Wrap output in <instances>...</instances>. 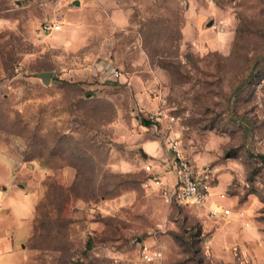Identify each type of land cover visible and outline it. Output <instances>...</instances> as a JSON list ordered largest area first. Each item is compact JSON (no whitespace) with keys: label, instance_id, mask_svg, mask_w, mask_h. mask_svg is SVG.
<instances>
[{"label":"rangeland","instance_id":"374dc122","mask_svg":"<svg viewBox=\"0 0 264 264\" xmlns=\"http://www.w3.org/2000/svg\"><path fill=\"white\" fill-rule=\"evenodd\" d=\"M168 138L214 167L229 221L160 198L144 165ZM259 153L264 0H0V168L34 196L26 264H264Z\"/></svg>","mask_w":264,"mask_h":264},{"label":"built area","instance_id":"2783aa9c","mask_svg":"<svg viewBox=\"0 0 264 264\" xmlns=\"http://www.w3.org/2000/svg\"><path fill=\"white\" fill-rule=\"evenodd\" d=\"M42 30L47 32L50 29H59L60 23H41ZM114 77L120 75V70L114 68ZM148 119L153 114H147ZM169 153L160 162V169L155 171L153 165L146 163L145 170L150 174L149 180L158 184L159 196L167 205L178 204L188 205L204 209L206 215L211 219H228L233 212L232 205L228 202V195L225 191L214 193V186L217 182L216 171L210 164L201 166L195 165L182 151L181 144L177 138H168ZM171 172L174 175L173 181L161 180L162 174ZM219 198L215 204H211L214 196ZM240 215L241 210L237 211ZM160 251L143 249L144 258L153 261L158 258Z\"/></svg>","mask_w":264,"mask_h":264},{"label":"crops","instance_id":"0c3cea01","mask_svg":"<svg viewBox=\"0 0 264 264\" xmlns=\"http://www.w3.org/2000/svg\"><path fill=\"white\" fill-rule=\"evenodd\" d=\"M70 1L74 4L80 3V0H78V3H75L76 0ZM66 2L67 0H59L61 4ZM165 156L162 151H157L155 155L151 156L154 159L153 161L159 163L157 168L156 166L153 167L155 171L160 169V162ZM161 180L173 181L174 175L171 172H166L162 174ZM220 191H225V189L216 182L214 193ZM218 201L219 198L215 195L211 204H215ZM33 211V194L15 180L8 168H0V264H26L28 256L27 242L32 229ZM202 215L207 218L204 209H202ZM221 220L217 219L214 221L211 218H207L206 225L209 227L213 222L218 223ZM227 220L229 221V219H225V222ZM234 227L236 228L235 225Z\"/></svg>","mask_w":264,"mask_h":264},{"label":"water","instance_id":"95a60500","mask_svg":"<svg viewBox=\"0 0 264 264\" xmlns=\"http://www.w3.org/2000/svg\"><path fill=\"white\" fill-rule=\"evenodd\" d=\"M75 3H78V0H76ZM35 75L41 77L42 81L47 84L50 80L51 72L50 71L35 72Z\"/></svg>","mask_w":264,"mask_h":264},{"label":"trees","instance_id":"16d2710c","mask_svg":"<svg viewBox=\"0 0 264 264\" xmlns=\"http://www.w3.org/2000/svg\"><path fill=\"white\" fill-rule=\"evenodd\" d=\"M142 123H143L144 125H150V124L152 123V120H151V119H148V118H145V119L142 120ZM258 156H259L260 158L264 159V154L259 153Z\"/></svg>","mask_w":264,"mask_h":264}]
</instances>
